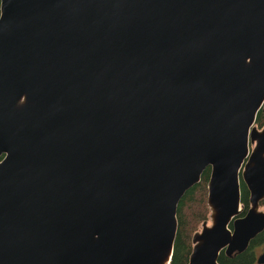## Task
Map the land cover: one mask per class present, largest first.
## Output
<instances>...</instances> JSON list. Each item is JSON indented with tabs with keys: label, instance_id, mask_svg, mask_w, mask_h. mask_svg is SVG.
Returning a JSON list of instances; mask_svg holds the SVG:
<instances>
[{
	"label": "water",
	"instance_id": "water-1",
	"mask_svg": "<svg viewBox=\"0 0 264 264\" xmlns=\"http://www.w3.org/2000/svg\"><path fill=\"white\" fill-rule=\"evenodd\" d=\"M260 110L264 0H0V264H169L208 166L187 264L244 251Z\"/></svg>",
	"mask_w": 264,
	"mask_h": 264
},
{
	"label": "trees",
	"instance_id": "trees-1",
	"mask_svg": "<svg viewBox=\"0 0 264 264\" xmlns=\"http://www.w3.org/2000/svg\"><path fill=\"white\" fill-rule=\"evenodd\" d=\"M256 124L260 127L264 123V112L258 111ZM210 167L203 171L199 182L189 187L177 205V232L174 240L173 253L169 264H187L191 252V236L198 230L200 223L206 219L209 209L207 207V180ZM241 203L244 210L247 209L248 190L244 183L241 185ZM264 209V198L260 202ZM264 245V230L257 234L249 243V246L240 253L227 256L223 251L219 254V261L222 264H264L256 262V255L260 246Z\"/></svg>",
	"mask_w": 264,
	"mask_h": 264
},
{
	"label": "flooded vegetation",
	"instance_id": "flooded-vegetation-1",
	"mask_svg": "<svg viewBox=\"0 0 264 264\" xmlns=\"http://www.w3.org/2000/svg\"><path fill=\"white\" fill-rule=\"evenodd\" d=\"M255 123H256V122H255ZM263 124H264V123H263ZM256 125H257V124H256ZM257 126H258V125H257ZM262 126H263V125H262ZM262 126H260V127L258 126V127L261 128ZM251 146H252V145H251ZM242 183H243V182H241V185H242ZM244 185H245V184H244ZM260 202H261V201H260ZM241 204H242V203H241ZM247 208H248V207H247ZM260 208H262V207L260 206ZM262 209H263V208H262ZM246 210H247V209L244 210V207H243L242 214H243ZM242 214H240V215H242ZM263 246H264V245H263ZM263 250H264V247H263L260 251H258V253H257V255H256V258H257V256L259 255V253L262 252ZM242 252H243V251H242ZM238 253H240V252H238ZM224 254H225V253H224ZM233 254H237V253H232V255H233ZM225 255H226V254H225ZM232 255H230V256H232ZM227 256H228V255H227ZM256 262H257V261H256Z\"/></svg>",
	"mask_w": 264,
	"mask_h": 264
},
{
	"label": "rangeland",
	"instance_id": "rangeland-1",
	"mask_svg": "<svg viewBox=\"0 0 264 264\" xmlns=\"http://www.w3.org/2000/svg\"><path fill=\"white\" fill-rule=\"evenodd\" d=\"M207 207H208V206H207ZM208 214H209V213H208ZM206 219H208V215H207ZM208 222H209V219H208ZM200 228H201V223H200L198 229H200ZM263 247H264L263 245L260 246L259 249H258V251H260Z\"/></svg>",
	"mask_w": 264,
	"mask_h": 264
}]
</instances>
